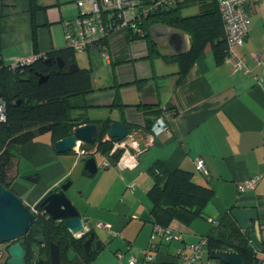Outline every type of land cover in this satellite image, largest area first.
Segmentation results:
<instances>
[{"label":"crops","instance_id":"1","mask_svg":"<svg viewBox=\"0 0 264 264\" xmlns=\"http://www.w3.org/2000/svg\"><path fill=\"white\" fill-rule=\"evenodd\" d=\"M193 7L183 9L181 15L197 14L198 7ZM107 9L100 1L89 0H0L3 63L48 58L68 46L67 22L84 14L103 15ZM246 10L250 32L245 43L235 46L223 61L207 44L184 76L178 61L164 58L180 56L175 43L180 40L185 43L183 52L191 48L192 37L179 27L167 26L164 34L151 39L150 26L147 39L131 35L129 27L111 26L100 43L80 52L86 56L76 57L79 67L93 68L94 91L88 97L89 107L74 116L121 122L132 128L130 135L145 136L147 148L138 155L135 167H124L111 158L113 166L101 168L98 152V170L92 174L85 169L87 156L76 151L58 153L50 133L15 147L11 187L27 206H37L49 193L71 182L68 196L81 217L89 218L87 229L95 231L103 244L100 251H93L90 264H129L131 256L137 264H184L176 249L206 239L203 258L213 259L207 236L219 224L221 214L235 207L259 211L260 220L245 233H256L264 246V64L253 57L264 52V0L247 5ZM107 14L105 21L110 24L113 14ZM174 30L182 34H172ZM100 51L108 57L101 58ZM239 61L249 71L237 68ZM148 105L168 110L157 118L165 114L171 127L153 140L143 130L147 118H154L153 113H145ZM156 162L168 171L180 167L193 172L194 181L213 188L215 197L206 205L204 217L189 224L173 220L169 230L181 239L168 242L157 236L152 251L155 260L150 262L143 250L149 247L155 227L148 192L154 183L150 170ZM249 178H257L255 187L240 192L239 186ZM253 245L258 258L254 264H264V250ZM68 255L73 257L75 252ZM5 259L0 254V264Z\"/></svg>","mask_w":264,"mask_h":264},{"label":"trees","instance_id":"2","mask_svg":"<svg viewBox=\"0 0 264 264\" xmlns=\"http://www.w3.org/2000/svg\"><path fill=\"white\" fill-rule=\"evenodd\" d=\"M143 6L151 7L150 11L143 13ZM193 6L198 7L197 14L181 15L183 9ZM107 13H112L113 18L115 17L113 9L105 10L104 17ZM131 15L138 21L136 26L127 27L133 36L142 34L148 39V29L156 23L179 27L190 34L192 43L187 52L175 58L164 56L167 61H178L182 76L190 70L207 44L211 45L219 61H223L229 54L218 0H144L142 6L138 5L135 11L132 10ZM98 43L100 42L96 44ZM150 47L152 50L155 47L151 41ZM99 56L104 58L102 51ZM57 57L63 58L62 66L54 61ZM48 58H52L51 64L46 63V58L42 56L28 65L13 69L11 64H4L2 61L0 34V97L6 102L7 112L6 120L0 123V182L10 189L15 147L43 133H50L54 143L72 135L77 126L96 123L99 127L96 142L88 148L95 146L97 152L104 156H109L113 148L114 138L105 139L113 123L110 119L91 121L83 115L74 116V112L89 107L88 97L94 91L93 68L79 67L76 51L68 46L51 52ZM73 64L77 67H72ZM153 107H144L145 113L149 111L154 114V118H147L143 127L145 132L151 130L159 113L167 114L168 111ZM150 171L154 175V183L148 196L152 201L151 213L155 225L166 230L175 219L189 224L196 218L204 217L206 205L215 197L213 188L195 182L193 172L180 167L168 171L161 163L156 162ZM36 208L38 212L35 214L32 228L18 240L22 241L27 251L26 264H31L35 254L34 226L43 229L47 235V245L42 246L41 250L42 257L48 259L47 264H50L48 244L57 240L62 248L61 264H90L94 253L87 256L84 252L83 241L86 236L76 237L65 227L63 221L47 218L41 203L37 204ZM232 209L221 214L219 224L214 226L207 236L208 250L211 252L227 248L237 252L245 264H254L258 260L256 248L250 236L241 230L234 220ZM69 251H74L75 255L71 257L68 255Z\"/></svg>","mask_w":264,"mask_h":264},{"label":"water","instance_id":"3","mask_svg":"<svg viewBox=\"0 0 264 264\" xmlns=\"http://www.w3.org/2000/svg\"><path fill=\"white\" fill-rule=\"evenodd\" d=\"M167 26L162 23H156L150 27V37L155 38L157 35L164 34ZM168 33V32H167ZM166 33V34H167ZM182 34L181 31L174 30L172 34ZM169 41V38L167 39ZM177 46V54H184V46L182 41L175 42ZM56 62L62 66L64 60L62 57L55 58ZM46 63L51 64L52 58H46ZM72 67H77L73 64ZM96 123H85L75 127L72 135L54 142V148L58 153L75 151L77 146L83 148L87 144H95L96 134L98 132ZM130 130L127 124L121 122H113L110 125L108 134L116 141L127 138L129 141L137 144V151L146 150L148 139L139 132L132 133L128 136ZM121 149L117 148L111 154L112 159H117ZM85 169L90 173H96L98 164L95 156L88 157L85 161ZM71 182L61 185L57 190L49 193L41 202L44 212L53 219L64 221L65 227L74 236H86L83 241L84 252L87 256L91 255L94 250L100 251L103 247L102 241L98 238L95 231H90L85 226L89 222V218L81 217L80 211L68 196L67 190ZM231 214L241 230L247 231L252 229L253 222L259 221V211L256 208L235 207L231 210ZM35 214L32 209L25 204L23 199L18 196L12 189L6 187L0 182V245L8 244L6 264H26L27 251L22 241L29 230L32 228V222ZM260 226V223H258ZM36 234H45V231L38 226L33 227ZM253 243L260 250H264V246L260 244L257 234L250 235ZM44 236L36 237L37 242H43ZM17 241V242H14ZM210 256L213 259L220 260L224 264H245L241 256L230 249L223 248L221 250H212ZM60 249L54 242H50V259L52 264L60 262ZM41 262V258L38 259Z\"/></svg>","mask_w":264,"mask_h":264},{"label":"built area","instance_id":"4","mask_svg":"<svg viewBox=\"0 0 264 264\" xmlns=\"http://www.w3.org/2000/svg\"><path fill=\"white\" fill-rule=\"evenodd\" d=\"M89 1H100L103 5L112 8L122 10L123 14L126 10L133 9L134 11L138 8V5L142 6L144 0H89ZM168 1V0H166ZM176 1V0H170ZM261 0H218L219 11L224 25L225 37L228 43L229 53H233V48L237 45H243L250 32L249 14L246 10L247 5ZM162 2V1H161ZM138 4V5H137ZM160 4V2H159ZM137 5V6H136ZM151 7L143 6V13H148ZM114 16V15H113ZM138 23L137 18L133 17L130 21L128 20L125 26H120V22L115 21L113 18L110 24H107L105 17L101 13L84 14L77 17L76 19L67 22L66 24V40L68 47L74 49L76 52L89 49L96 44L102 37H105L110 33L111 26L119 24L120 27L136 26ZM104 58L108 57L105 51H102ZM39 57L36 56L25 60H20L11 64V68L15 69L23 65H28ZM254 59L258 64H264V52L262 54L257 53L253 55ZM45 58V57H44ZM237 68H245L249 71L243 61H239L236 64ZM264 74V67H263ZM166 114V113H165ZM163 114L158 117L151 127V130L147 132L150 139L153 140L154 136H158L161 133H167L170 131V125L166 121V116ZM7 118L6 102L0 97V123L4 122ZM130 136V134H128ZM128 138V137H127ZM127 138L115 141L112 148L113 152L116 148H121V154L118 156L117 164L124 167H135L137 165V157L139 153L137 150V144L129 141ZM97 149H94L96 152ZM75 151L79 155H87L90 150L87 148H80L77 146ZM200 166L202 167V161L200 160ZM113 162L111 157L101 155V163L99 167L107 168L112 167ZM257 178H249L242 185L239 186V191L243 192L246 189L255 187ZM134 189V186H131ZM32 212L36 214L38 212L36 206L30 207ZM162 236L164 240L171 242L174 238L181 239V235L175 236L168 229L164 230L159 225H155L153 234L151 236V242L149 247L143 250L145 260L153 262L155 255L152 252L156 248L155 238ZM206 239V238H205ZM203 240L199 244H185L184 246L176 249V255L181 257L184 264H220L219 261L214 259L203 258V244L206 242ZM129 264H137V260L134 256L129 259ZM178 264V263H172Z\"/></svg>","mask_w":264,"mask_h":264},{"label":"flooded vegetation","instance_id":"5","mask_svg":"<svg viewBox=\"0 0 264 264\" xmlns=\"http://www.w3.org/2000/svg\"><path fill=\"white\" fill-rule=\"evenodd\" d=\"M89 145H91V144H87L86 146H84V148H86L87 147V149L88 150H92V149H97L95 146H93V147H90V148H88V146ZM94 145V144H93ZM102 155V154H101ZM65 184V183H64ZM63 185V184H62ZM45 213V212H44ZM45 214H47V213H45ZM47 218H51V217H49L48 215H47ZM59 221H61V220H59ZM41 236H44V241L43 242H37L36 240H35V238L36 237H41ZM76 237H79V236H76ZM46 238H47V235L46 234H36L35 232H34V237H33V239H34V243H33V246H34V249H35V254H34V258L32 259V261H31V264H38V262H39V258H41V262L39 263V264H47V258H44V257H42V246H46L47 245V242H46ZM58 246H59V249H60V256H61V258H60V262L58 263V264H61V260H62V248H61V245H60V242L57 240V241H54ZM23 244V243H22ZM6 245V249L5 250H2L1 248H0V254L2 255V256H6V258H7V246H8V244H5ZM49 245V248H50V243L48 244ZM24 246V245H23ZM1 247V246H0ZM4 262H6V259L4 260ZM50 264H52V262H51V259H50Z\"/></svg>","mask_w":264,"mask_h":264},{"label":"rangeland","instance_id":"6","mask_svg":"<svg viewBox=\"0 0 264 264\" xmlns=\"http://www.w3.org/2000/svg\"><path fill=\"white\" fill-rule=\"evenodd\" d=\"M138 5V4H137ZM136 5V6H137ZM191 8H194V7H191ZM114 11H115V21L118 23V22H120V26H125L126 24V22L129 20H131L133 17L132 16H130V12H132V10L133 9H129V10H126L125 11V13L123 14V11L122 10H118L117 8H112ZM188 10V9H187ZM194 10V9H193ZM185 11L186 10H184L183 11V13H185ZM115 26H116V29H123L124 27H120L119 26V24H115ZM125 28H127V27H125ZM82 54V55H81ZM88 55V54H87ZM83 56H86L85 55V53L83 54V53H80V52H76V57L78 58V59H80L81 57H83ZM44 136L45 135H47V134H43ZM48 136H49V134H48ZM105 139H111V137L109 136V134L108 135H106V137H105ZM115 140V139H114ZM116 141V140H115ZM114 141V142H115ZM119 141V140H118ZM113 146H114V143H113ZM84 148V147H83ZM87 148V147H86ZM117 149V148H116ZM121 149V148H120ZM111 151H112V149H111ZM110 151V155H109V157H111V154L115 151H113V152H111ZM98 152H97V150H96V152L94 151V149H92V150H90V153H88L87 155H85V156H87V157H91V156H95L96 157V154H97ZM121 154V153H120ZM120 154H119V156H120ZM1 247V249L2 250H5L6 249V245L5 244H2V245H0Z\"/></svg>","mask_w":264,"mask_h":264},{"label":"clouds","instance_id":"7","mask_svg":"<svg viewBox=\"0 0 264 264\" xmlns=\"http://www.w3.org/2000/svg\"><path fill=\"white\" fill-rule=\"evenodd\" d=\"M118 159V158H117Z\"/></svg>","mask_w":264,"mask_h":264}]
</instances>
